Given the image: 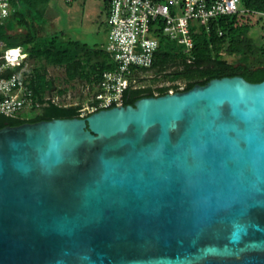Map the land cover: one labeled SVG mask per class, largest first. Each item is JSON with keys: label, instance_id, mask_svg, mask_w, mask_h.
Returning a JSON list of instances; mask_svg holds the SVG:
<instances>
[{"label": "water", "instance_id": "95a60500", "mask_svg": "<svg viewBox=\"0 0 264 264\" xmlns=\"http://www.w3.org/2000/svg\"><path fill=\"white\" fill-rule=\"evenodd\" d=\"M0 264H264V80L0 128Z\"/></svg>", "mask_w": 264, "mask_h": 264}, {"label": "trees", "instance_id": "16d2710c", "mask_svg": "<svg viewBox=\"0 0 264 264\" xmlns=\"http://www.w3.org/2000/svg\"><path fill=\"white\" fill-rule=\"evenodd\" d=\"M50 1L12 0L11 14L0 30V38L7 47L22 46L28 57L36 63L32 68L30 82L36 94L57 87L55 78L49 77V66L63 68L68 81L79 80L95 89L103 72L115 68L111 54L103 46H90L67 38L63 33H41L44 27L35 25L30 20V13L35 10L43 14ZM242 3L247 9L264 12V0H242ZM211 24V32L202 27L194 34L195 58L190 61L182 46L164 35L159 27L155 34L159 39V49L153 65L146 71L163 74L173 81L184 78L186 85L183 89H180L179 84L162 86L157 88L158 92L152 87L129 88L124 93V105L134 104L144 96L165 94L171 88L174 91L188 90L217 77L242 75L252 82L263 81L264 47L255 49L253 43L244 37L243 31L235 26L231 16L214 19ZM219 30L224 34L220 35ZM228 55L235 59H229ZM65 92L66 88L59 89V94ZM82 107V104L65 105L52 100L45 101L39 111L29 118L1 114L0 128L39 120L80 117Z\"/></svg>", "mask_w": 264, "mask_h": 264}, {"label": "built area", "instance_id": "2783aa9c", "mask_svg": "<svg viewBox=\"0 0 264 264\" xmlns=\"http://www.w3.org/2000/svg\"><path fill=\"white\" fill-rule=\"evenodd\" d=\"M65 1L72 3L77 0ZM104 1L108 9V40L104 47L111 54L115 68L103 72L94 90V101L80 109V117L124 105L125 91L142 87L140 77L153 65L159 49V39L155 36L159 27L169 39L183 46V52L190 61L195 58L194 34L202 27L211 32L212 20L241 13L258 14L264 18V12L247 9L242 0ZM11 10L12 0H0V30ZM219 34L224 32L219 30ZM33 66L29 64L22 46L7 47L0 38V115L29 118L28 112L37 113L41 104L49 100L70 105L65 102L67 88L59 87L57 83L53 90L39 95L34 92L30 86ZM64 88L66 92L59 94V89Z\"/></svg>", "mask_w": 264, "mask_h": 264}, {"label": "rangeland", "instance_id": "374dc122", "mask_svg": "<svg viewBox=\"0 0 264 264\" xmlns=\"http://www.w3.org/2000/svg\"><path fill=\"white\" fill-rule=\"evenodd\" d=\"M107 12L104 0H77L72 3H67L65 0H51L43 11L44 15L33 10L30 13V20L35 25L44 27L40 31L43 34L63 33L65 37L79 40L84 44L104 47L108 40ZM231 18L235 26L243 31L244 37L253 43L255 49L264 47V18L253 13L231 15ZM227 57L231 60L235 59L229 55ZM28 61L31 65L36 64L29 57ZM48 71L49 75L55 78L57 86L67 88L66 103L82 104L84 108L88 106L93 99L95 89L85 82L82 84L78 80L68 81L63 68L49 66ZM139 84L142 87H152L158 92V87H172L174 84H179L183 89L186 80L180 78L173 81L163 74L157 75L153 71H145L140 77ZM28 114L32 116L34 112H28Z\"/></svg>", "mask_w": 264, "mask_h": 264}, {"label": "crops", "instance_id": "0c3cea01", "mask_svg": "<svg viewBox=\"0 0 264 264\" xmlns=\"http://www.w3.org/2000/svg\"><path fill=\"white\" fill-rule=\"evenodd\" d=\"M107 22V21H106ZM107 24V23H106ZM107 29H108V26H107Z\"/></svg>", "mask_w": 264, "mask_h": 264}]
</instances>
